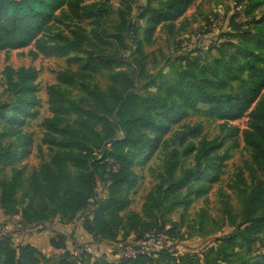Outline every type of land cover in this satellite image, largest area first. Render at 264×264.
<instances>
[{"label": "trees", "instance_id": "trees-1", "mask_svg": "<svg viewBox=\"0 0 264 264\" xmlns=\"http://www.w3.org/2000/svg\"><path fill=\"white\" fill-rule=\"evenodd\" d=\"M86 0H0V50L35 45L30 53L37 56L57 55L67 58L68 63L78 64L80 72L61 71L58 80L65 85L81 84L85 95L68 98L60 86L49 89L50 102L55 116L47 118L45 124L51 131L50 142L58 145L50 162L44 163L30 176L29 188L24 190L21 170L15 171L9 179H0V205L5 214L20 215L28 226H37L61 217L72 222L82 217L84 230L97 242H124L135 236L141 239L147 234L162 230L159 216H163L165 205L173 209L187 206L195 193L192 182L205 178L213 168L207 162L201 169V157L208 158V150L203 146L197 154L195 166L177 176L179 152L171 150L153 190L147 195L143 205L144 215L122 212L130 204V190L136 185L132 164L134 157L143 149L149 136L144 129L156 124L157 116L173 117L182 107L199 110L197 104H207L203 114L209 118H229L249 112V128L243 132L245 142L252 148L253 163L250 165L251 183L244 191L242 210L236 214L225 203L224 214L235 228L234 232L220 238V244L209 249L216 256L206 254L203 259L198 254L176 255L170 248H162L149 254L122 257L121 263L150 264L172 262V264H222L229 254L224 250L251 245L264 237V0H236L243 8V19L234 21L232 32L225 41L217 43L219 55L205 62L199 57H184L185 65L175 71L173 79L156 84V92L136 91L135 73L119 70L111 74V84L106 90L92 87L81 81L85 76L112 69L115 64L124 63L117 57L124 46L122 31L127 30V14L121 12L118 32L114 42L104 40L101 33L102 22L109 15L108 0L85 4ZM140 13L147 23L145 39L150 41L159 24H168L182 15L191 0H158L160 7L151 5L152 0ZM66 7L74 18L89 16L94 19L95 38L104 44H116L114 56L89 53L78 55L90 36L80 30L71 35L46 38V31L56 18L58 10ZM236 19V18H235ZM137 53L144 57L143 44L135 38ZM75 53V55H72ZM138 66L145 68L141 62ZM144 71V70H140ZM17 77L11 80L13 90L21 98V104L34 89L36 71L20 67L10 71ZM5 106H0V115ZM74 114L73 124L63 125V115ZM123 130V137L117 131ZM100 130L105 133L102 137ZM105 141L111 144L105 147ZM96 148H99L98 150ZM75 170V171H74ZM108 184L106 194L99 196L98 181ZM186 189L185 196L182 191ZM24 191L27 202L23 204L18 193ZM160 225V226H159ZM70 237L56 233L51 238L54 248L63 250L60 264H115L105 254L94 256L86 248L73 244L81 253L70 250ZM47 257L30 243L15 245L9 234L0 237V264H43ZM251 264H264L255 260Z\"/></svg>", "mask_w": 264, "mask_h": 264}, {"label": "rangeland", "instance_id": "rangeland-1", "mask_svg": "<svg viewBox=\"0 0 264 264\" xmlns=\"http://www.w3.org/2000/svg\"><path fill=\"white\" fill-rule=\"evenodd\" d=\"M98 1L100 0H86L85 4ZM147 3V0H108L109 15L103 20L101 29L105 41L114 42L112 36L118 32L120 14L128 13L126 17L129 28L122 31L124 46L117 55L124 63L115 64L112 69L102 68L91 76H85L81 81L106 90L111 84L112 73L119 70H135V90L140 93H154L157 83L173 79L175 71L185 65L184 57H199L205 62L217 57L219 52L216 44L225 41L227 34L232 32V28L236 26L233 19L239 21L244 17L243 8L237 5L236 0H191L182 15L171 21L172 27L159 24L148 41L145 39L147 23L140 17ZM151 5L160 7L158 0H152ZM94 28L96 24L92 17L74 18L68 9L63 7L57 11L56 18L45 34L46 38H51L71 35L74 30H80L90 36L91 42L85 43L78 55L86 56L92 52L114 56L116 44L100 42L95 38ZM135 38L142 40L143 58L136 51ZM32 49H35L33 43L26 47L0 50V106H5L0 115V179H9L15 171L21 170L24 190L29 188L31 174L39 170L44 163L50 162L57 152L62 151L58 145L49 141L51 131L45 124L47 118L55 116L50 102V87L60 86L68 98L78 99L85 95L81 84L65 85L58 80L61 71L82 73L78 64L68 63L67 58L63 56L42 53L33 56L30 53ZM141 62L145 64L144 69L138 66ZM20 67L36 71L34 89L23 104L11 83V80H16L17 77L12 75L10 78V71H16ZM197 107L199 110L182 107L173 117L157 116L156 124L143 130L150 141L134 157L132 170L136 185L130 190V204L122 215L126 216L130 212L144 215L143 205L146 197L159 181L165 159L171 150L176 149L179 152L178 177L182 176L186 169L196 165L197 154L203 147L201 143H204L209 153V159L201 157V169H204L207 162L213 164V168L208 176L192 182L196 191L187 206L179 205L173 209H170L169 205L164 206L163 216H159L162 230L147 234L141 239L132 236L127 241L113 245L106 253L110 262L131 264L121 263L120 254L129 247L140 248L150 236L154 239L161 238L159 250L163 247L170 248L176 255L198 254L203 259L211 247L220 244V238L234 232L235 228L226 219L224 208L225 203H228L234 212L239 214L245 201L244 191L249 190L251 183L250 165L253 163V153L243 135L244 130L249 128V112L236 117L209 118L202 111L207 108V104L199 103ZM62 118L63 125L73 124L76 116L66 114ZM100 134L105 136L102 130ZM123 135V130L119 128L117 136ZM105 142V147L101 145V149L111 147L109 142ZM258 174L264 178L262 170L258 171ZM98 186L99 196H104L108 184L99 180ZM23 192L20 191L17 196L25 204L27 198ZM182 193V196H185L186 189ZM55 218L65 223L60 215ZM55 218L35 227L36 229L33 226L27 233L33 235L46 227L52 228L54 224L47 223ZM78 220H82V217ZM74 233L75 229L69 233V237L74 238ZM94 242L96 244L91 247L93 255L101 256L106 247H97L100 242ZM19 243L21 241L15 242ZM67 245L69 249L80 252L71 241L67 242ZM56 250L47 256L43 264H60L64 253L63 250ZM224 250L229 255L224 259L219 255L222 264H251L255 260H264V237L251 245L237 244ZM208 255L216 256L217 252H210ZM200 262L205 264L204 261Z\"/></svg>", "mask_w": 264, "mask_h": 264}, {"label": "crops", "instance_id": "crops-1", "mask_svg": "<svg viewBox=\"0 0 264 264\" xmlns=\"http://www.w3.org/2000/svg\"><path fill=\"white\" fill-rule=\"evenodd\" d=\"M0 223L2 224V226L6 228L14 244L17 241H21V243L15 244V245L30 243L34 245L35 247H37L46 257L49 256V254L51 253H55L56 249L53 247L50 240H51V237L54 236L56 233H63L69 236V233H72L75 229V233L73 234V237H74L73 239L76 241L77 246H81V247L86 246L87 247L86 249L92 254L93 252L91 250V247L93 244L94 245L96 244L94 242L93 236L84 230L82 226V220H78V219L72 222H69V223L68 222L61 223L59 222V218H55L51 222L47 223L48 225H50V223L54 224L52 228L46 227L39 232L33 233L32 235V234H28L27 232L31 231L33 226H28L24 224L22 222L21 216L18 214L17 215L5 214L4 210L1 208V205H0ZM39 226H42V225H37V226H34L33 228L35 227L37 228ZM70 241L73 243V240L69 238L67 242H70ZM113 245H117V243H114V242L101 243L100 242L98 243V246L97 245L96 246L101 247V248L102 246L106 247L104 254L107 257L108 254L106 253H108L107 251L110 248H112ZM72 251H75V250L73 249ZM107 259H109V256L107 257Z\"/></svg>", "mask_w": 264, "mask_h": 264}, {"label": "built area", "instance_id": "built-area-1", "mask_svg": "<svg viewBox=\"0 0 264 264\" xmlns=\"http://www.w3.org/2000/svg\"><path fill=\"white\" fill-rule=\"evenodd\" d=\"M154 233H152V234H154ZM7 234H9V233L7 232L6 228L4 226L0 225V237L3 235H7ZM159 235L161 236V234H159ZM160 239L161 238L154 239L150 236V238L146 242H144L142 245H140V248L134 249L132 247H129L128 249H126V251H124L120 254V258L134 256V255L140 254V253L141 254H149L153 251H157V250H159L158 249L159 244H161ZM74 253L76 255H79L81 253V250H80V252H77L75 250Z\"/></svg>", "mask_w": 264, "mask_h": 264}]
</instances>
